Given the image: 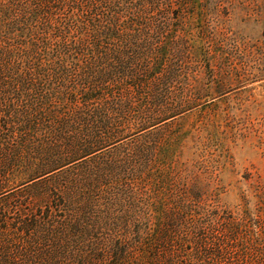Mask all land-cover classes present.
Segmentation results:
<instances>
[{
  "label": "trees",
  "instance_id": "1",
  "mask_svg": "<svg viewBox=\"0 0 264 264\" xmlns=\"http://www.w3.org/2000/svg\"><path fill=\"white\" fill-rule=\"evenodd\" d=\"M205 1L0 0V194L189 105ZM147 142L0 202V264H260L247 211Z\"/></svg>",
  "mask_w": 264,
  "mask_h": 264
},
{
  "label": "rangeland",
  "instance_id": "2",
  "mask_svg": "<svg viewBox=\"0 0 264 264\" xmlns=\"http://www.w3.org/2000/svg\"><path fill=\"white\" fill-rule=\"evenodd\" d=\"M190 20L194 26L189 36L200 38L199 16ZM204 21L206 35L213 39L196 44L201 76L188 86L189 105L143 130H128L113 143L53 172L10 180L0 202L25 196L42 181L81 173L91 158L99 160L95 155L119 154L162 138L171 157L168 162L179 168L181 177L189 183L193 178L204 182L197 192L203 193L210 209L236 216L247 211L251 229L264 234V0H226L217 7L215 1H205ZM207 52L216 60L208 63ZM255 247L264 264V240Z\"/></svg>",
  "mask_w": 264,
  "mask_h": 264
}]
</instances>
